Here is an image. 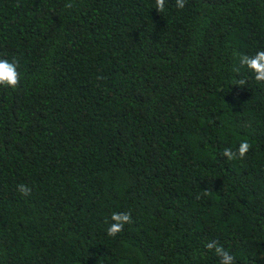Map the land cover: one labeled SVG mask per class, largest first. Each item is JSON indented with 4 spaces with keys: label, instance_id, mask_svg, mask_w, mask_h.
Masks as SVG:
<instances>
[{
    "label": "trees",
    "instance_id": "1",
    "mask_svg": "<svg viewBox=\"0 0 264 264\" xmlns=\"http://www.w3.org/2000/svg\"><path fill=\"white\" fill-rule=\"evenodd\" d=\"M154 7L0 0V264H264V0Z\"/></svg>",
    "mask_w": 264,
    "mask_h": 264
},
{
    "label": "clouds",
    "instance_id": "2",
    "mask_svg": "<svg viewBox=\"0 0 264 264\" xmlns=\"http://www.w3.org/2000/svg\"><path fill=\"white\" fill-rule=\"evenodd\" d=\"M176 7L183 9L186 5V0H175ZM166 6V0H155V9L164 13ZM65 7L71 8V3L65 5ZM239 66L246 67L249 71L254 73V79L258 83H264V50H259L253 55L242 54L239 56ZM237 74L240 72V67L234 69ZM21 82V73L18 69L17 60H8L6 58H0V85L17 88ZM246 79H238L236 84L245 85ZM251 145L248 140H242L239 143V147L236 151L232 148L226 147L223 149L222 155L228 160L236 159L237 157L243 158L250 150ZM18 190L25 196L31 193V188L27 185H18ZM113 223L107 229V235L116 236L124 230L125 225L132 223L131 212H113L111 216ZM206 249L214 250L215 254L220 257V264H235V256L220 245L216 240H212L205 244Z\"/></svg>",
    "mask_w": 264,
    "mask_h": 264
}]
</instances>
